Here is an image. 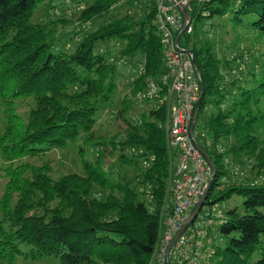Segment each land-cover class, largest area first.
Returning a JSON list of instances; mask_svg holds the SVG:
<instances>
[{"label": "trees", "instance_id": "1", "mask_svg": "<svg viewBox=\"0 0 264 264\" xmlns=\"http://www.w3.org/2000/svg\"><path fill=\"white\" fill-rule=\"evenodd\" d=\"M124 4L138 13L113 17ZM155 5L0 0V101L6 109L0 155L10 162L0 167L9 179L0 202V264L44 258L58 264H154L171 209L166 197L175 156L168 147L166 106L148 101L150 107L134 117L130 108L165 68ZM189 5L192 20L226 18L237 37L264 38V0ZM42 7L46 13L38 18ZM68 13H75V21L65 18ZM195 33L185 34L186 44ZM223 41L201 40L192 48L204 88L200 112L208 98L218 108L207 121L212 146L199 144L216 167L205 206L244 198L243 211L227 210L213 227L225 244L211 246L212 256L218 257L214 264H264V75L257 78L248 69L251 52L228 54ZM110 43L117 55L105 47ZM136 57L143 68L127 86L133 100L123 98L118 106L116 60ZM27 99L35 108L24 122L16 105ZM116 106V117L127 125L124 137L97 134L99 116ZM77 142L83 173L54 179L47 165H14ZM107 158L113 165L106 170ZM240 167L244 171L231 178Z\"/></svg>", "mask_w": 264, "mask_h": 264}, {"label": "built area", "instance_id": "2", "mask_svg": "<svg viewBox=\"0 0 264 264\" xmlns=\"http://www.w3.org/2000/svg\"><path fill=\"white\" fill-rule=\"evenodd\" d=\"M193 1L196 0H156L155 19L165 51V68L161 76L149 81L146 89L136 96L140 102L153 101L166 106L168 147L176 161L170 184L171 209L164 223L157 264H165L166 249L189 222L212 175L211 166L199 149L200 143L211 147L212 140L196 129L195 112L201 96L202 80L194 68L195 56L191 43H181L185 34L191 36L195 31L194 21L191 17L186 21L181 10V7H185L190 13L189 4ZM185 26V32L178 39ZM211 208H202L194 224L180 235L171 248L170 264H203L210 260L215 250L211 248L207 256L203 253L208 231L224 220L223 213ZM209 245L212 246L211 243Z\"/></svg>", "mask_w": 264, "mask_h": 264}, {"label": "rangeland", "instance_id": "3", "mask_svg": "<svg viewBox=\"0 0 264 264\" xmlns=\"http://www.w3.org/2000/svg\"><path fill=\"white\" fill-rule=\"evenodd\" d=\"M143 1V0H142ZM46 7H42L41 10H38V18L44 17L46 11ZM138 9L136 7H130L127 4H124L120 7L115 8L111 15L113 17H123L127 14L134 15L138 13ZM75 13H68V15L65 17L70 20V22L75 21L74 18ZM54 17V18H61ZM193 17V16H192ZM103 19L99 20L101 23ZM194 23H196V33L195 36H192L191 40V46L193 48L195 42L197 41H205V42H211L214 43V41H219L220 37H224L225 44L221 46L222 50H226L228 54L231 51L239 52L243 51L244 53L251 52L249 56V63H248V69L252 71L253 74L257 78L261 77V75H264V38L259 37L257 40L260 42H257L254 40L253 37L250 38H244V35L239 34V38L237 35L231 33V29L229 25L225 26L226 18L218 20L217 18L211 19L208 17H203L200 20H196L195 17H193ZM98 27L97 24H92L91 29ZM62 29V28H61ZM225 32H229L225 34ZM183 45L186 44V39L183 38L182 42ZM113 43L106 44L105 47L111 48L113 51V55L118 54V50L114 49L112 46ZM234 46V47H233ZM220 48V49H221ZM241 49V50H240ZM233 51V52H234ZM258 55V57H257ZM116 64L118 65V72H119V83L118 85V94L116 96L117 105L119 106L123 98L132 99L131 94L129 93V88L127 87L129 82H132L134 78L137 76L139 70H141V62L139 58H134L133 61H129L126 59H118L116 60ZM253 76V75H252ZM230 89V88H229ZM133 100V99H132ZM16 105V114H19L23 119L24 122L27 121L29 113L32 109L35 108V102L32 101V99L27 100H19L17 101ZM144 107V108H141ZM150 106L148 105V102H140L136 100V103L132 104V107L130 108L131 115L137 116L143 109H148ZM218 108L214 104V98H208L206 105H204V108L199 114V118L197 119V131L198 133H205L208 137L211 136L210 129L207 126L208 118H210L213 114H217ZM117 106L112 107V109L106 110L102 115L99 116L98 125L96 127L97 134L107 137H124L123 135L127 132V125L124 123L125 121L123 118H117ZM6 109L5 105L0 101V133L4 131V127L6 126ZM200 138V137H199ZM80 142H77V144H71L67 149H54L47 153L46 155H43L41 157H32V158H25L22 160H18L15 162V166L17 165H24L29 164L32 166H38L43 167L44 165H47L51 168V175L54 179H58L61 176L70 174V173H83V164L82 159L78 153V147ZM171 154H173L171 152ZM89 159L95 160V156L92 154L90 155ZM104 168L107 170L110 168L113 164H110L112 162L111 158H107L106 161H104ZM0 167L6 168L8 165H10V162L5 160L0 155ZM176 161L173 163V170L175 168ZM244 168H238L237 173L238 175H233L231 178H237L242 173ZM172 172V171H171ZM246 175V172L244 173ZM229 177L225 176L224 181H226ZM8 177L6 176L4 171H0V202L3 199L6 191V187L8 184ZM171 184V182H170ZM169 184V185H170ZM171 185L169 186V193L167 195V203L170 202L171 198ZM18 200L17 197L13 199L12 205H15L16 201ZM243 203L244 198L241 196H234L230 200H226L224 202H221L217 206H214L211 209H214L215 212H221L225 213L227 210L232 209L234 207L240 208V211H243ZM208 207L205 206L203 209L206 210ZM0 217H2L0 212ZM1 219V218H0ZM218 233H214L211 236L212 239V246H218V245H224L225 239L222 238L220 235H217ZM162 230L160 232L159 237L162 238ZM211 245H208L206 242L205 247H203V251H210ZM218 257L212 256V258L208 261L204 262L203 264H214L217 262ZM16 264H58L55 260H50L48 258H44L41 260H32V259H19L18 263Z\"/></svg>", "mask_w": 264, "mask_h": 264}, {"label": "water", "instance_id": "4", "mask_svg": "<svg viewBox=\"0 0 264 264\" xmlns=\"http://www.w3.org/2000/svg\"><path fill=\"white\" fill-rule=\"evenodd\" d=\"M181 10H182V13L184 15L183 18H185L186 21H188L190 18V14L188 12V10L185 8V7H181ZM184 30H186V26L184 27V29L182 30V33L180 34V36L178 37V39L181 38L182 34L185 32ZM194 65H195V69H196V72L198 74H200V70H199V67H198V64L196 62V59L194 58ZM204 88H203V85L201 87V96H200V99L197 103V106H196V112H195V119H197L198 115H199V112H200V106L202 104V101H203V97H204ZM194 119V120H195ZM196 121V120H195ZM194 128H195V124H193V127H192V131H194ZM202 155L204 156V158L208 161V163L210 164L211 166V171H212V175L209 179V181L207 182V186H206V189L204 191V194L203 196H201V200L199 202V204L196 206L195 209H193V213L190 217V220L189 222H187V224L184 226V228L177 234L175 235V238L174 240L171 242V244L169 245L168 249L167 250V253H166V261H165V264H168V261H169V254H170V251H171V248H173L174 244L177 242L178 238L180 237V235H182L191 225L194 224L195 220L197 219L198 217V214L203 210L202 208L205 207V203H206V199H207V195L210 191V188L212 186V183L213 180H214V177H215V174H216V167H215V164L213 162V160L211 158H209L210 156L202 149V148H199Z\"/></svg>", "mask_w": 264, "mask_h": 264}, {"label": "crops", "instance_id": "5", "mask_svg": "<svg viewBox=\"0 0 264 264\" xmlns=\"http://www.w3.org/2000/svg\"><path fill=\"white\" fill-rule=\"evenodd\" d=\"M164 230H165V228L162 229V234H163V236H164ZM216 232H217V231H216L215 228H211V229H209L208 234H207V235H208V239H207V241H206V242L208 243V245H209V243L212 244L211 236H212V234H214V233H216ZM161 239H163V237H162ZM208 240H209V241H208ZM161 241H162V240H161ZM209 252H210V251H208V252L203 251L204 256H207V255L209 254ZM158 253H159V251H158L157 254H156L154 264H157V262H158Z\"/></svg>", "mask_w": 264, "mask_h": 264}]
</instances>
